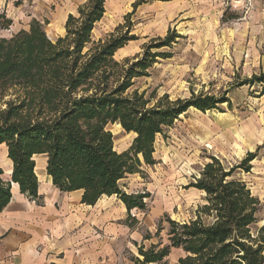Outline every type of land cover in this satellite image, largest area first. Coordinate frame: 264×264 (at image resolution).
Instances as JSON below:
<instances>
[{"label":"trees","instance_id":"1","mask_svg":"<svg viewBox=\"0 0 264 264\" xmlns=\"http://www.w3.org/2000/svg\"><path fill=\"white\" fill-rule=\"evenodd\" d=\"M106 1L79 4L75 14L67 15L64 34L55 40L36 19L28 29L0 38V145L11 162L10 180L0 168V211L11 199V182L30 199L37 197L34 157L42 155L46 174L58 190L80 191L85 205L116 195L129 218L131 210L146 209L149 195L126 193L121 181L141 173L142 165L155 164L156 137H165L190 108L205 112L219 110L224 103L230 106L225 94L170 100L167 94L156 98L155 92L147 95L134 88L135 80L148 76L157 57H170L152 49L170 46L182 36L169 30L134 58L117 61L115 53L136 37L117 26L93 39ZM11 24L1 12L0 29ZM254 84L264 86V72L238 85ZM111 123L135 135L122 152L114 148L107 128ZM256 157V151L247 152L227 167L209 156L188 185L204 193L195 216L183 222L168 219V243L139 246L134 264H167L172 248L184 253L176 264H264V223L256 227L260 201L238 177L250 172Z\"/></svg>","mask_w":264,"mask_h":264},{"label":"rangeland","instance_id":"2","mask_svg":"<svg viewBox=\"0 0 264 264\" xmlns=\"http://www.w3.org/2000/svg\"><path fill=\"white\" fill-rule=\"evenodd\" d=\"M68 2L0 0V13L5 12L12 20L8 29H0V38L28 29L31 20L36 19L43 24L47 36L55 40L64 34L58 14L73 6ZM255 2L259 5L254 8L246 0H229L232 4L223 11L207 8L189 15L184 13L182 3L175 7L169 0L106 2L105 15L92 31L93 39L103 38L117 26L124 31L128 28L129 35L136 37L115 53L117 61L134 58L144 46L158 43L157 39L169 30L182 36L170 46L152 49L170 57H157L148 76L135 80L134 88L146 91L147 95L155 92L156 98L167 94L170 100L200 93L217 97L225 94L231 102L230 106L222 104L219 110L202 112L190 108L180 115L166 130L165 137H156L155 164L142 165L141 173L129 174L121 181L126 193L149 195L146 209H133L134 214L126 218L128 225L136 226L138 232L137 240L130 241V250L123 252L127 264H134L139 246L168 243V219L183 222L195 216L196 208L204 203V193L188 185L209 156L219 158L228 167L247 152H257L250 172H240L238 177L260 201L256 227L264 223V86L238 85L243 79L264 72V4ZM9 4L11 13L6 12ZM178 10L181 12L177 15ZM107 128L117 152L130 146L133 133H126L117 123L108 124ZM4 152L1 144L3 169L7 158ZM40 159L36 158L38 169ZM8 172L7 166L4 174L7 176ZM183 254L172 248L167 264H176Z\"/></svg>","mask_w":264,"mask_h":264},{"label":"crops","instance_id":"3","mask_svg":"<svg viewBox=\"0 0 264 264\" xmlns=\"http://www.w3.org/2000/svg\"><path fill=\"white\" fill-rule=\"evenodd\" d=\"M84 1L70 0L73 6L60 11L61 27L67 15ZM169 1L175 7L182 3L187 15L207 8L223 11L232 4L229 0ZM252 3L254 8L259 5ZM6 7L11 13L10 4ZM37 157L41 158L40 169ZM5 160L9 174H4L1 164L0 168L4 179L10 180L11 162ZM34 160L37 197L30 199L11 182V199L0 211V264H127L123 252L129 249L131 240H137L138 232L136 226L126 222L127 210L116 195L102 196L94 205L82 204L80 191L63 192L52 185L44 156H35Z\"/></svg>","mask_w":264,"mask_h":264},{"label":"built area","instance_id":"4","mask_svg":"<svg viewBox=\"0 0 264 264\" xmlns=\"http://www.w3.org/2000/svg\"><path fill=\"white\" fill-rule=\"evenodd\" d=\"M246 1H247L248 5L249 4L251 5V3L254 2V1H258V2H261V3L264 4V0H246Z\"/></svg>","mask_w":264,"mask_h":264},{"label":"bare ground","instance_id":"5","mask_svg":"<svg viewBox=\"0 0 264 264\" xmlns=\"http://www.w3.org/2000/svg\"><path fill=\"white\" fill-rule=\"evenodd\" d=\"M62 31H64V28H62ZM4 148H5V146H4ZM5 152H6V148H5ZM39 167V166H38Z\"/></svg>","mask_w":264,"mask_h":264}]
</instances>
